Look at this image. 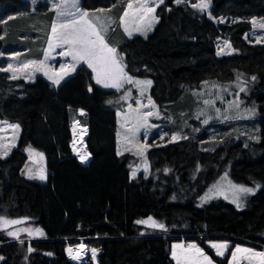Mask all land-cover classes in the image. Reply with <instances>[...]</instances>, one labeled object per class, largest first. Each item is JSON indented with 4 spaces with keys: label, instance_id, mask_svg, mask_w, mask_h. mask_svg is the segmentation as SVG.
Wrapping results in <instances>:
<instances>
[{
    "label": "trees",
    "instance_id": "1",
    "mask_svg": "<svg viewBox=\"0 0 264 264\" xmlns=\"http://www.w3.org/2000/svg\"><path fill=\"white\" fill-rule=\"evenodd\" d=\"M128 1L80 0V6L106 10L111 23L105 39L130 77L151 80L148 97L158 110L172 108L178 124L168 131L179 138L150 140L146 169L131 177L138 157L127 150L117 154V112L128 105L121 99L124 88L97 85L85 64L57 87L41 75L28 81L0 70V120L20 125L16 145L0 155V217L22 221L0 226V264H75L64 248L80 238L100 250L98 264H174L171 243L179 239L193 240L217 264H228L235 243L264 246V41L247 38L249 18L264 19V0H211L210 17L192 6L194 0H164L146 36L122 30ZM21 4L0 0V51L19 37L12 16ZM47 16L50 23L52 12ZM219 38L235 52L217 55ZM236 78L242 83L239 97L256 106V118L203 116L197 122L193 103L175 111L202 82ZM76 119L87 127L85 165L69 149ZM27 146L43 154L45 182L22 175ZM226 172L234 181L259 185L242 208L204 197ZM148 217L164 229L136 223ZM25 225L43 235L18 240L26 236ZM16 230L17 236L8 235ZM212 238L231 241L224 256L208 245Z\"/></svg>",
    "mask_w": 264,
    "mask_h": 264
},
{
    "label": "rangeland",
    "instance_id": "2",
    "mask_svg": "<svg viewBox=\"0 0 264 264\" xmlns=\"http://www.w3.org/2000/svg\"><path fill=\"white\" fill-rule=\"evenodd\" d=\"M59 2L60 0H22L19 11L14 16H12L13 18H15L13 19V23L21 27L19 37L16 40L11 39L7 42V46H11V49L0 51V69H7L9 65H12L13 69H16L15 73L13 71H5L10 77L15 75L16 77H24L28 81H33L38 75H41L45 80L48 81L50 80L48 76L54 75L55 73L59 72L62 64L70 66L73 63L70 56L59 55V53L67 50V45H65L64 47L54 48L53 50H51V55L47 58L45 57V51L48 50L49 39L52 37V26L54 23L59 25L70 21L73 18L79 19V13L86 11L89 13V15L85 19L95 25L97 30L100 31V34L104 36V38L105 36H107V33H110V16L107 14L106 10L103 9L104 11H100L101 9H84L80 6V0H78V9L73 8L71 6V3H69L67 7H63L59 10L65 12L66 14L64 16H58V10L53 8V4ZM129 2L133 4V8L128 9L126 7V10L129 14L128 16H124L122 24L120 20L119 23L121 24V26L123 25L124 29L125 27H127L128 31L131 32L132 35H148L157 23L155 10L157 6L162 3L161 0H149L148 6L153 7L154 12L147 14L143 19H141L143 13L136 11V9L140 7L143 0H129L128 3ZM198 3H200V0H194L193 2V4ZM208 3V8L204 9L203 11L207 14V16L210 17L211 0H208ZM48 11L52 12V19L50 23L48 22ZM67 13H76V16L73 17L71 15H67ZM4 15H2V17ZM97 17H99V19H97ZM249 20L252 24V29L247 35V38H249L248 40L252 43H262L264 41V28L260 27V25L264 24V19L257 16H251ZM149 21H152L150 30L147 28V24ZM136 29H140V31H137ZM258 40L259 42H257ZM105 42L109 46V42H107L106 39ZM225 42H227V44ZM233 52H235V49L230 45L229 41L222 38L218 39L217 55L220 56L224 54H231ZM40 61L45 62V67L41 71H35V67ZM29 62H32L31 66L28 69H23L22 65ZM82 63L83 62H81L80 64ZM80 64L77 65L76 68L80 66ZM83 64L86 65L87 63ZM45 72H47L48 75H45ZM94 75H96L95 72ZM131 78V82L122 81V87L120 88H124L123 96L127 94V98L123 100L128 102V105H126L124 111L117 112V149L119 150V152H123L125 150L130 151L136 157H138L140 162L137 165H134V168L133 166H131L130 175L131 177H135L139 171H143L146 169L144 152L149 145L148 143L150 140L157 139L161 140L162 143L166 139L167 141H172L178 139L179 137L178 135H176V133H170L168 131V128L170 126L178 124L173 117L172 108L171 110L168 107L165 108L164 111L158 110L157 106L148 97V91L151 84L149 85L146 83H140L138 85L136 83L137 81L145 82L151 80L149 78ZM50 81L52 82V80ZM93 81L94 83H96L95 78ZM205 82H207V84H205ZM127 83H130L131 87H128ZM97 85L103 87L102 84ZM241 85L242 83L238 78L229 81H204L199 87L191 89L187 91L185 95H183L175 111H181L186 106V104L193 103L194 107L192 110V114L197 122H201V118L203 116H205V119L210 120H219L226 117H237L238 119H254L258 115L256 106L253 104L247 105L245 103V100L239 97ZM205 101H211L212 103L205 104ZM237 103L239 104V107H236ZM217 109H219V111H217ZM148 113L153 114L146 115ZM12 125H19V123L15 121L11 122L7 120H0V145H7L10 150L16 145L20 132V125L18 129H13L11 127ZM173 137L176 138L173 139ZM140 152H143V155H139L138 153ZM2 153L3 148H0V155L4 157ZM25 153L27 155V160L22 167V175L29 180L45 182L47 180V172L44 168V156L41 157L40 155H38V153L41 152L37 151L31 146H27L25 148ZM74 157L78 160L76 156ZM134 170L136 173L135 176L132 175ZM42 173L46 176V179L44 180H40L38 178ZM232 185H243L245 187L253 188L255 189V191L257 189V185H246L234 181L226 172L219 176L211 184V186L207 188L204 197L222 198L228 202L233 203L237 208H242L244 206L245 200L250 195L255 193V191L249 194H241L239 203L242 206L238 207L237 203L234 202V190L232 188ZM23 229H28L29 231H25L26 236L18 238V240L34 239L33 236L36 235L37 232L33 230L31 226L25 225L22 227V231ZM18 231L20 230H16L15 233H17ZM29 232H31V235L29 234ZM221 242H227L229 244L231 241L222 238H212L207 243L210 246L211 243ZM74 244L84 245L87 251L96 250V256L100 253V250L88 246L82 238H80ZM74 244L68 243L67 245ZM190 244L196 243L193 240H188L185 242L182 239L174 240L171 243V257L174 261V264H206V261H204L202 257H198V254L195 252V250H192L188 247ZM174 245L177 246L175 249H173ZM237 245H239L241 248L251 249L256 252H264V246H261L259 248L242 243H235L233 250ZM198 247L201 249L200 246ZM173 250H175L176 253L175 257H173ZM213 251L216 254V251L214 249ZM64 252L68 257L65 248ZM232 252L228 258V264H230V261L232 259ZM246 256V253H237L238 259L236 264H249V261L245 258ZM207 257L209 256L207 255ZM89 260L91 261L90 264H93L92 257L90 255H88L85 259V262L81 264H88ZM211 261L212 264H217L212 259ZM252 264H257V261H253Z\"/></svg>",
    "mask_w": 264,
    "mask_h": 264
},
{
    "label": "snow or ice",
    "instance_id": "3",
    "mask_svg": "<svg viewBox=\"0 0 264 264\" xmlns=\"http://www.w3.org/2000/svg\"><path fill=\"white\" fill-rule=\"evenodd\" d=\"M149 0H143L140 7L136 9L137 12L143 13L141 19L144 18L149 13L154 12L153 7L148 6ZM163 2V0H161ZM181 0H176V3H180ZM71 3L73 8H79L78 0H60L59 3H54L53 8L58 10V16H64L66 13L63 11H59L63 7H67ZM194 8H199L201 11L207 9L209 6L208 0H200V3L193 4ZM128 9L133 8V4L131 2L127 5ZM100 11H104L101 9ZM128 11L124 12V16H128ZM67 15H71L73 17L76 16V13H67ZM89 15L88 12H80L79 19L73 18L70 21H67L62 24H53L52 26V37L49 39L48 42V50L45 51V57H49L51 55V50L56 47H64L67 45V50L59 53L61 56H70L72 58L73 63L68 65H61L60 71L55 73L54 75H49L48 78L52 80V82L58 85L66 76L70 75L71 72L76 70V66L79 65L81 62L87 63L89 68H92L93 72L96 73L95 80L97 84H102L104 87H112L119 90L122 87V81L131 82V77L124 73L123 68L119 66V62L116 55V49L111 48L105 42L104 36L100 34V31L97 30L96 26L90 23L87 19H85ZM99 19V17H97ZM123 20V17H121ZM223 19V18H221ZM152 21H149L147 24V28L150 30ZM260 27L264 28V24H261ZM140 31V29H136ZM125 31L128 33L129 36L132 35L131 32L128 31L127 27H125ZM3 37H0L2 39ZM259 42V40L257 41ZM227 44V42H225ZM219 54V53H218ZM32 62L26 63L22 65L23 69H28L31 66ZM45 67V62L40 61L36 67L35 71H41ZM2 71H13L15 73L16 69H13L12 65H9L7 69H0ZM45 75H48L45 72ZM13 79L17 78L15 75L12 76ZM255 79V77H253ZM138 85L140 83L151 84V81L145 82H136ZM207 84V82H205ZM244 91V89H241ZM127 94L121 99H126ZM111 103V101H109ZM205 104L212 103L211 101H205ZM236 107H239V104H236ZM219 111V109H217ZM153 113H148L146 115H152ZM146 119V117H145ZM227 119V117H226ZM207 123V120L204 121ZM13 129H18L19 125H12ZM176 137H173L175 139ZM0 148H3L2 155L6 156L10 151V148L7 145H0ZM118 155L121 153L117 152ZM139 155H143V152L138 153ZM41 157L43 156L42 153H38ZM81 161H85L88 159V156L81 155ZM135 170L133 171L132 175L135 176ZM40 180L46 179V176L42 173L39 177ZM259 187V185H257ZM234 190V202L237 203L238 207L242 205L239 203L241 194H249L253 193L255 189L245 187L243 185H232ZM205 199V198H202ZM22 221L17 220H7L4 217H0V226H4L7 224H17L21 223ZM138 224H150L153 228H160L164 229V225L161 223H157L153 220L152 217H148L146 221H137ZM23 231H29L28 229H23ZM38 234L43 235L42 230L36 229L35 230ZM31 235V232H29ZM8 235L10 236H17L15 232H9ZM177 246H173L175 249ZM190 249L195 250L198 254V257H202L206 264H212V261L207 255L200 249L196 244H190L188 246ZM210 247L216 251V255L223 256L225 251L229 248V244L227 242L221 243H211ZM32 249L30 248L29 251ZM71 252V249H69ZM96 250H93V256L95 255ZM246 253L247 256L245 257L249 264H252L253 261H257V264H264V252H256L251 249L241 248L239 245L235 246V249L232 252V259L230 264H236L237 262V253ZM50 255V254H49ZM176 253L173 250V257H175Z\"/></svg>",
    "mask_w": 264,
    "mask_h": 264
},
{
    "label": "bare ground",
    "instance_id": "4",
    "mask_svg": "<svg viewBox=\"0 0 264 264\" xmlns=\"http://www.w3.org/2000/svg\"><path fill=\"white\" fill-rule=\"evenodd\" d=\"M70 133V148L73 154L78 158L81 163L88 162L89 153L87 151L85 143L87 134L86 127L82 125L79 120H74L71 124ZM85 154L88 156V159L82 162L80 156ZM69 249H71V252H69ZM66 250L69 260L77 264L85 262V259L88 255H90L92 259L96 261V254L93 256V250L87 251L84 245L82 244L67 245ZM93 263L95 264V262Z\"/></svg>",
    "mask_w": 264,
    "mask_h": 264
},
{
    "label": "crops",
    "instance_id": "5",
    "mask_svg": "<svg viewBox=\"0 0 264 264\" xmlns=\"http://www.w3.org/2000/svg\"><path fill=\"white\" fill-rule=\"evenodd\" d=\"M123 18H124V15L122 16ZM120 21H121V24H122V19L120 18ZM120 24V25H121ZM121 28H122V30L124 31V33H126L127 35H128V33L125 31V29H124V27H123V25L121 26ZM111 48H113L111 45H109ZM117 55V54H116ZM117 59H118V62H119V66L120 67H122L123 68V71H124V73H126V71H125V68H124V66H123V64H122V62L119 60V58L117 57ZM84 63V62H83ZM82 63V64H83ZM81 65V64H80ZM87 65V64H86ZM88 66V65H87ZM89 68V67H88ZM90 70H91V72H92V74H93V80H94V77H95V75H94V72H93V70H92V68H89ZM74 73V71L73 72H71L70 73V75H72ZM69 75V76H70ZM128 75V74H127ZM129 76V75H128ZM130 77V76H129ZM64 80V79H63ZM49 82H51L50 80H48ZM51 84H53L55 87L56 86H58V85H56V84H54L53 82H51ZM127 84H129V85H131L130 83H127ZM103 86V85H102ZM104 87V86H103ZM105 88H108V87H105ZM112 89H114V88H112Z\"/></svg>",
    "mask_w": 264,
    "mask_h": 264
},
{
    "label": "water",
    "instance_id": "6",
    "mask_svg": "<svg viewBox=\"0 0 264 264\" xmlns=\"http://www.w3.org/2000/svg\"><path fill=\"white\" fill-rule=\"evenodd\" d=\"M88 91L90 92V87H88ZM86 129H87V127H86ZM86 137H87V134H86ZM85 141H86V139H85ZM73 155V154H72ZM74 156V155H73ZM78 162L80 163V164H82V165H85L86 163H81L79 160H78ZM67 257V256H66ZM68 258V257H67ZM93 260V259H92ZM69 261H71V260H69ZM72 262V261H71ZM93 262H95V264H98L97 263V260L96 261H94L93 260ZM73 263H75V262H73ZM75 264H77V263H75ZM94 264V263H93Z\"/></svg>",
    "mask_w": 264,
    "mask_h": 264
},
{
    "label": "built area",
    "instance_id": "7",
    "mask_svg": "<svg viewBox=\"0 0 264 264\" xmlns=\"http://www.w3.org/2000/svg\"><path fill=\"white\" fill-rule=\"evenodd\" d=\"M77 113L79 116H83L85 114V111L83 109H78ZM65 251H67V250L65 249ZM66 254H67V252H66Z\"/></svg>",
    "mask_w": 264,
    "mask_h": 264
}]
</instances>
